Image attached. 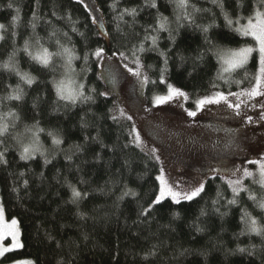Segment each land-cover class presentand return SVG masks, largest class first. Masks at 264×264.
<instances>
[{"label":"trees","instance_id":"1","mask_svg":"<svg viewBox=\"0 0 264 264\" xmlns=\"http://www.w3.org/2000/svg\"><path fill=\"white\" fill-rule=\"evenodd\" d=\"M94 1L103 17L104 37L100 35L92 23L90 13L81 3L75 0H41L37 9L41 20L35 30V34L44 38L41 43L48 47L49 51H55L54 47L45 43L48 33L55 29L62 43L68 38L71 39L77 55L82 56L97 47L106 50H126L123 46H130L143 38L142 25L147 26L155 22L156 10L145 8L136 17L133 27L125 26L127 36H121L114 31L113 17L116 13L108 7L113 0ZM157 2L161 5L160 12L172 19V7L165 5L164 0ZM243 2L247 6L248 0ZM9 3L13 4L11 9L7 7ZM144 3L145 0H121L117 10L125 7L139 8ZM235 3L236 0H229L225 4L229 14L233 13ZM196 6L210 9L207 15L198 19V23H210L213 13L215 14V23L219 26L215 30L219 33L216 39L222 50L238 48L244 45V41L252 43L248 38L230 33L225 26L224 16L220 14L221 10L215 7L211 0H199ZM16 8L20 9L19 20L13 24L12 17L17 15ZM34 8L35 0H0V24L6 26V31L2 33L6 39L0 42L3 44V47H0V65L14 50L22 49L24 41L34 35L30 26V22H33ZM53 11L56 12V16L63 19L57 20L52 16ZM236 14L247 17L249 12L240 9ZM69 16L71 19H68ZM232 18L235 19V15ZM49 19L52 23L45 25V21ZM125 19L130 25L133 23L131 18ZM73 26L79 32H84L85 38L72 33ZM13 32L14 36L11 35ZM64 33H68V37H65ZM167 36L166 32L160 34L159 47L164 51L171 46ZM236 41L240 43L237 44ZM65 46L72 45L65 43ZM202 47L203 36L199 31L181 28L176 47L170 54L172 58L168 63L167 81L188 94L189 107L194 105L195 99L202 97L211 89L212 83H217L220 86L219 90L225 94L228 91L238 92L247 89L253 84L258 64L256 53H253L255 59H250L244 69L236 70L231 76L225 73V80L230 81L225 83V80L217 78L220 67L215 57L211 63H194L193 58L197 49ZM30 50L36 53L35 48ZM177 52L186 57L183 63L175 54ZM144 61L147 65L153 66L149 70L151 77L158 79L159 70L164 67L162 58L153 52L146 54ZM16 62L22 72L36 77L37 83L30 87L24 85L18 76L0 68V73H3L0 75V96L6 95L18 84L25 92L22 101L11 102L7 107L18 112L25 123L32 124L39 120L41 127L58 133L65 141L61 145L63 149L67 150L73 144L84 147L69 161L65 159V152L57 154L52 138L42 134L43 148L52 161L45 166L44 159L39 155L34 160L21 161L20 150L15 142L11 139L7 141L9 165L0 166V204L3 205L4 217L7 220L13 218L18 220L23 247L6 254L1 260L2 263L29 260L33 264H261L264 259L261 252L249 256L247 252L236 251L237 247L247 248L250 244L264 248L259 238L249 239L247 236H241L237 239L234 235L242 228L241 208H246L254 218L260 217L261 210L248 199V193H241L237 206L221 207V212H227L223 217L211 211V200L206 197L207 204L201 200L199 204L193 203L190 206L183 204L159 208L152 213L153 219L150 222L140 223L138 213L141 206L147 207L154 198L153 193L158 191L159 185L155 177L159 169L154 160L149 161L138 149L123 150L122 145L126 142L130 122L123 121L117 124L110 119L109 109H113L116 114L114 97L98 96L96 105L87 112L86 119L90 122V127L82 129L81 117L85 116L87 109L81 111L60 106L59 111H55L54 109L58 107L54 103L56 94L52 84L48 82L52 80V76L36 71L35 68L39 65H35V68L30 66L32 64L30 58L22 52L18 54ZM74 66L77 72H80L83 60L75 61ZM90 67L92 71L88 74L87 83L95 87L97 93L104 91L107 87L98 76V64H90ZM9 85L11 88L6 87ZM166 91V85H158L152 91L146 88L144 95L150 99L154 95L165 94ZM4 111L6 112L7 108ZM97 131L100 139L109 147L102 149L99 143L91 140V137L97 136ZM85 135L89 136L88 143L84 141ZM125 159L130 161V172L129 168L124 166ZM20 172H24L25 176L19 177ZM81 178L86 183H81ZM24 179L29 181V186L27 190L21 189L22 198L18 199L11 188L17 181L18 186L22 185ZM117 179L120 183L114 186L112 181ZM66 180L79 191L88 192V197L82 201L79 208L67 202L71 192ZM125 184L134 190L137 196H125L123 201L118 203L117 198L124 190ZM244 184L258 200L264 198V188L254 183L253 178L246 179ZM217 185L221 186L225 197L230 199L231 188L219 177L211 182L210 197H215ZM202 207L207 209L208 215L200 217L197 221ZM78 211L86 213L89 218L81 220L77 216ZM174 212L180 213L179 219L173 218ZM194 222L205 228L203 234L195 233ZM85 233L88 236L87 240L83 238ZM69 241H75V244L69 246ZM58 243L61 247L57 246ZM153 245H157L158 254L150 256L147 261L144 260L143 257ZM184 249L192 250L191 254L180 256L179 253ZM199 252H205L207 255H200Z\"/></svg>","mask_w":264,"mask_h":264},{"label":"snow or ice","instance_id":"2","mask_svg":"<svg viewBox=\"0 0 264 264\" xmlns=\"http://www.w3.org/2000/svg\"><path fill=\"white\" fill-rule=\"evenodd\" d=\"M120 2L121 0H113L108 7L111 11L116 13L113 17L115 22L114 31L124 37L127 36L125 26L129 28L133 27L136 22V17L140 12L144 11L145 8L156 10L155 22L147 26H141L144 32L143 38L130 46H123L126 50H106L102 47H97L94 50L85 52L82 56L77 55L75 44L71 39L68 38L65 43L71 44L72 46H65V43L61 42L57 31L53 29L48 33L45 43H48L56 50L49 51V48L41 43L44 38L35 34L37 24L41 20V16L37 14V9L40 7L41 0H35L33 22H30L34 35L24 41L22 49L14 50L8 59L0 65V68L9 74H15L19 77L21 83L30 87L34 83H37L36 77L31 76L27 72H22L16 62L19 53L22 52L24 55L28 56L32 62L30 66L35 68V65H39L38 68H35L36 71L43 75L52 76V80L48 82L52 84L56 94L54 103L57 104L58 107L54 110L59 111L60 106H63L65 109H80L81 111L87 109V111H85V116L81 117L80 124L82 129H87L90 127V122L86 119L87 112L91 111L92 106L96 105L97 97L107 98L112 95L107 88L97 93L96 88L87 83L88 74L92 71L90 64H101V62H103L104 71L101 73V78L113 84L117 82L118 75L121 78L132 79L134 84L138 85V90L141 94H143L146 88L152 91L158 85H166V95H154L151 99L145 97L141 100L140 110L144 111L146 115L150 114L153 108L160 109L161 106L168 105L172 102L181 103L182 101L189 100V96L185 91L174 87L167 81L168 63L172 58L170 54L173 48L176 47V40L180 29L187 27L199 31L203 36V47L202 49H197V53L193 58L194 63H211L212 58L215 57L221 65V70L217 77L218 80H225V73L231 76L236 70L244 69L250 59H255L253 53L258 54L259 74L255 77L256 83L254 87L239 93L228 91L227 94H225L224 91L219 90L220 86L217 83H212L211 89L208 92L203 94L202 97L195 99V109L200 112H205L209 110L210 106L215 105L232 110L236 117H242L243 113L241 111V106H247L246 101L241 99L242 96H246L248 99L264 97V0H255V3H253V0H248L247 6H245L243 0H236L235 9L231 14H229L225 8V4L228 3L229 0H211L212 4L221 10L220 14L224 16L226 22L225 26L229 29L230 33H234L235 36L242 38L250 37L251 40L255 42V46H250L247 41H244V46L227 52H224L219 47L216 39L219 33L215 30L219 26L215 23V14L213 13V19L210 23H198L200 17L210 12V9L198 8L196 6L199 0H164L165 5L172 7V19L160 12L159 9L161 5L158 4L157 0H145V3L139 8L125 7L121 10H117V6ZM77 3H83L85 8H91V5L87 4V0H77ZM7 7L11 9L13 4L9 3ZM240 9L249 12V15L244 17L236 14L237 10ZM16 12L17 15L12 17L13 24L19 20L20 9L16 8ZM233 15H235V19L232 18ZM52 16L56 17L57 20L63 19V17L56 16L55 11L52 12ZM126 17L131 18L133 22L131 25L128 23V20L125 19ZM68 19H71V17L69 16ZM245 19L246 23H241V21ZM51 23L52 21L50 19L45 21V25H50ZM92 23H97V18L94 17ZM173 25L175 27H173ZM233 25L236 26L233 27ZM4 31H6V26L0 24V42H4L6 39L5 35L2 34ZM71 31L74 34H78L81 38H85V33L79 32L75 26L72 27ZM164 32L168 34L167 38L171 42V46L167 51L161 50L159 47L160 34ZM11 35L14 36L15 33L13 32ZM63 35L68 37V33H64ZM137 35L139 34L137 33ZM235 36L233 39H235ZM236 43L239 44L240 41H236ZM0 47H3V44H0ZM85 47H87V44H85ZM33 48L36 49L35 54L30 50ZM153 52L156 53L159 58H162L164 64V67L159 70L158 79H153L151 77L149 70L152 69L153 66L147 65L144 61V56ZM175 54L182 63L186 60V57L182 54L178 52ZM79 60H83V67L80 72H77L74 62ZM2 74L3 73H0V75ZM57 77H59V79ZM229 82V80H225V83ZM232 82L236 84L240 83L239 81ZM6 87L11 88L10 85ZM24 95V89L18 84L16 88L11 89L6 95L0 96V166L7 167L9 165V160L7 159V141L9 139L13 140L19 148V159L21 161L34 160L36 156L39 155L44 159L45 166L52 163L48 158L47 152L43 148V143L41 141L42 134L52 138V144L56 147L57 154L65 152V159L71 161L73 155L83 150V145L73 144L65 150L61 147L65 141L58 133L41 127L39 120H35L32 124L25 123L18 112H14L7 107L11 102L22 101ZM230 97H234L235 100L230 99ZM120 103H122V101H120ZM33 107L35 108V104ZM114 107L119 114L117 116L113 112V109H109L110 119L114 123L121 124L123 121L130 122L128 125L129 130L126 133V142L122 145L123 150L136 151L138 149L149 161H159L160 156L157 153L160 151V145L157 144V141L161 140L160 133L164 131V129L161 128L160 125H156L155 128H149L147 130L141 129L138 127L135 113L129 114L125 108L119 107L118 104L114 105ZM252 107L255 108L257 105L253 104ZM259 107L264 108V103L259 104ZM6 108L7 111L5 112L4 109ZM197 110H188L185 108L187 117L196 118L198 116ZM93 115H95V113H93ZM260 120H264V112L260 113ZM247 122L254 123L255 121H253V117L249 115L247 116ZM91 140L99 143L102 149L109 147L100 139L99 131H97V136L91 137ZM84 141L88 143L89 136L85 135ZM97 159H99V154H97ZM232 163L235 164V162ZM243 163L244 162L241 161V164ZM247 163L259 165L258 180L255 179L253 171H250L248 168H243V174L237 176L241 171L240 167L225 168L211 163L207 165V171L202 172L200 177L194 180H189L184 176H178L175 179L170 177L166 178L164 169L161 167L159 174L155 177V180L159 184L158 191L153 193L154 198L147 207L141 206L138 213V221L140 223L150 222L153 219L152 213L158 211L159 208L171 207L172 205L182 206L183 204H188L190 206L193 203L199 204L201 200H204L205 204H207L208 200L205 199L206 197L211 200V211L223 217L227 215V212H221V207L237 206L240 203L241 193H248V199L252 200L261 210L260 217L259 219L254 218L246 208H241L240 223L242 228L239 233L234 235L237 239L241 236H247L249 239L254 237L259 238L261 244L264 245V198L258 200L244 184L245 178H253L254 183H258L264 188V162L259 160H248ZM124 166L129 168V172L131 171L129 160L125 159ZM229 173L230 176L234 178H226ZM117 174L119 175V170H117ZM40 175L43 177V173ZM24 176V172L19 173V177ZM217 177L231 188L232 195L230 199L225 197L220 185L216 186L217 190L215 197H210L211 182L215 181ZM65 182L71 192L67 202L79 208L82 201L88 197V192H81L67 180ZM80 182L86 183L82 178ZM18 183L17 181V183L13 184L11 191L17 195L18 199H21V189L27 190L29 181L24 179L22 185L19 186ZM112 183L115 186L120 183V180L117 179L112 181ZM100 191H103V189H100ZM125 196L136 197L137 193L128 188L125 184L124 190L117 198L118 203L123 201ZM222 201L224 203H222ZM207 215V209L202 207L197 221H199L200 217H205ZM77 216L81 220L89 218L86 213L80 211L77 212ZM3 218L4 209L3 205L0 204V220ZM173 218L179 219L180 213L174 212ZM11 226L12 230L8 233H0V241H3L7 236H10L13 241L10 247H0V257H3L6 252L23 247L19 240L20 231L18 220L13 218L11 220ZM193 227L196 234H203L205 232V228L201 227L198 222H194ZM83 238L85 240L88 239L86 233L83 234ZM192 238L195 239V236ZM72 244H75V241H69V246ZM57 246L61 247L59 243ZM236 251L240 253L247 252L249 256H253L257 252L264 254V248H258L255 244H250L247 248L237 247ZM191 252L192 250L190 249H184L179 255L184 256L186 254H191ZM157 254V245H153L143 259L147 261L150 256H156ZM199 254L204 256L207 255L205 252H199ZM27 264H33V262H27ZM261 264H264V259H262Z\"/></svg>","mask_w":264,"mask_h":264},{"label":"rangeland","instance_id":"3","mask_svg":"<svg viewBox=\"0 0 264 264\" xmlns=\"http://www.w3.org/2000/svg\"><path fill=\"white\" fill-rule=\"evenodd\" d=\"M81 4L85 7L83 3ZM87 4L91 5V8H86L91 19L97 18V23L94 25L100 35L104 37L103 17L96 2L87 0ZM241 23H246V20ZM248 39L251 40L250 37ZM248 44L255 46L254 41ZM235 49L223 51L227 52ZM219 67L221 70L220 63ZM258 68L259 65L257 64L255 77L259 74ZM103 71L104 65L101 62V64H98L99 78L112 93L115 105L118 104L119 107L125 108L129 114H136L135 118L139 128L147 130L160 125L164 129L160 133L161 140L157 141V144L160 145V151L157 153L160 160L154 161L157 163L159 170L161 167L164 169L166 178L175 179L178 176H184L189 180H194L199 178L202 172L207 171V165L211 163L225 168L240 167L241 171L237 176L243 174V168H248L253 171L255 179H259V165L248 164L247 161L259 160L264 162V120H260V113L264 112V108L259 107V104L264 103V97L248 99V97L242 96L241 99L246 101L247 104V106H241L242 117H236L232 110L215 105L210 106L209 110L205 112H200L195 109L194 105L189 107L187 101L172 102L161 106L160 109L153 108L152 112L146 115L144 111L140 110L141 100L146 96L144 92L143 94L139 92L138 85H135L132 79L121 78L119 75L117 76V82L113 84L101 78ZM255 77L253 84L244 90H250L255 86ZM166 94L167 91L162 95ZM230 99L235 100L234 97H230ZM253 104H256L257 107L253 108ZM185 108L197 110L198 116L196 118L187 117ZM116 115H119L117 111ZM249 115L253 117L254 123L247 122V116ZM241 161L244 163L241 164ZM232 162H235V164ZM226 178L234 177H231L229 173ZM11 230V220H7L5 217L0 220V233H8ZM12 243L11 237L7 236L3 241H0V247H10ZM13 251L6 252L4 256ZM3 257H0V264H27V262H31L21 260L2 263Z\"/></svg>","mask_w":264,"mask_h":264}]
</instances>
